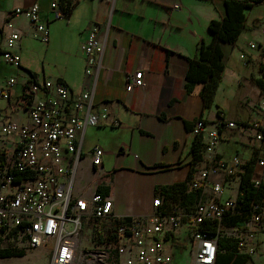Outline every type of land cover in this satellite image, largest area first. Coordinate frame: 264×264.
<instances>
[{"label": "crops", "instance_id": "0c3cea01", "mask_svg": "<svg viewBox=\"0 0 264 264\" xmlns=\"http://www.w3.org/2000/svg\"><path fill=\"white\" fill-rule=\"evenodd\" d=\"M35 1L40 3L49 28L48 43L36 36L27 18L11 14ZM54 1L62 6L61 0H0V44L11 33L22 35L14 48L21 57L20 67L6 64L0 52L1 81L18 79L11 102L0 99V113L7 111L19 123L28 122L26 109L13 106L21 101L25 82L34 75L42 83H67L74 96L94 88V109L104 105L110 116L86 129L83 158L73 183L76 197L90 199L103 186L113 197L118 215L151 214L159 187L188 184L189 177L207 165L206 161L192 163L197 134L188 125L194 129L198 119H205L215 127L219 112L237 124L221 129L223 139L217 147L221 158L228 160L238 154L246 163L254 155L264 156L257 152L259 145L254 141L256 126L264 132V96L255 83L260 77L253 62L257 53L248 47L263 40L264 1L259 4L262 10L257 5L248 13V28L238 42L224 44V75L208 106L201 95L203 86L198 83L189 91L186 75L189 59L198 54L199 45L212 41L209 24L214 18H223L224 0H78L64 19L56 18L51 6ZM94 25L99 27L98 38L104 47L97 76L86 74L87 56L81 50ZM242 53L253 60L248 68L241 62ZM139 71L144 72V87L127 91L129 77ZM79 116L84 117V112ZM96 145L104 149L98 167L93 166L91 154ZM230 195L226 188L222 199ZM195 201L193 197L186 204L193 206ZM182 229L185 232L178 230L166 238L172 264L177 263V257L182 260L187 252L184 249L190 247L188 225ZM191 256L194 261L193 252ZM9 258L0 257V264ZM253 261L263 264L264 257L255 255L248 264Z\"/></svg>", "mask_w": 264, "mask_h": 264}, {"label": "built area", "instance_id": "2783aa9c", "mask_svg": "<svg viewBox=\"0 0 264 264\" xmlns=\"http://www.w3.org/2000/svg\"><path fill=\"white\" fill-rule=\"evenodd\" d=\"M51 6L56 18L67 17L59 1ZM40 8L35 1L31 6L15 8L11 14L27 18L36 36L48 43L50 32ZM98 32L99 27L94 25L81 44L87 56L86 74L96 76L104 53ZM261 35V42L248 45L257 53V59L253 61L242 53L241 62L248 68L253 61L264 81V27ZM21 38L19 32H14L0 44L6 64L21 66L20 54L14 51ZM17 83L16 77L6 82L0 79V99L11 102ZM144 84V72H136L129 77L127 91ZM70 88L63 81L42 83L31 79L25 82L21 101L13 106L26 109L28 122L21 124L7 111L0 113V234L23 242L27 249H49V264H172L173 256L165 241L185 225L190 230L194 264H218V254L224 251H220L223 236L234 240L239 254L264 257V239L259 236L264 234V156L257 160L252 177L263 196L245 210L238 204L245 162L238 154L226 160L217 152L223 139L221 129L235 128L236 122L223 112H219L215 127L205 119L195 122L193 130L203 143L201 161L207 165L190 179L187 193L198 195L193 206H188L185 199H167L158 193L151 214L118 215L110 195L96 191L87 199L73 193L86 129L107 120L110 111L104 105L94 109V88L76 96ZM261 104L264 109V100ZM80 111L84 117L79 116ZM254 141L264 154V132L259 126L255 127ZM103 151L101 146H94L93 166L102 165ZM226 188L231 195L222 199ZM208 195L219 200L209 199ZM243 214L248 217L246 229L226 224L227 219ZM205 220L216 221L218 232L203 231ZM84 222L93 226L92 239L83 236Z\"/></svg>", "mask_w": 264, "mask_h": 264}, {"label": "trees", "instance_id": "16d2710c", "mask_svg": "<svg viewBox=\"0 0 264 264\" xmlns=\"http://www.w3.org/2000/svg\"><path fill=\"white\" fill-rule=\"evenodd\" d=\"M264 0H224L226 6V13L223 18H214L210 21L209 31L212 35L210 43L200 44L198 47V54L189 59V68L187 76L188 90L191 91L196 84L203 86L201 91L202 98L206 106L210 105L215 97L216 91L221 84L222 76L225 71V52L224 44L231 43L235 45L242 32L248 28V13ZM63 9L67 16L70 15L72 9L75 7L73 0H61ZM35 78V75L33 77ZM255 83L261 89L264 96V81L263 79H255ZM188 127L193 130L190 125ZM202 137L196 135L192 146V163L195 165L201 161V150L203 147ZM259 149L257 150V152ZM259 159L258 154L249 159L244 167L245 171L242 173V182L240 186V193L238 196V204L245 210L250 208L252 202L261 200L263 194L259 189L255 188L252 182L253 172L255 171L256 162ZM191 177H189L188 184ZM186 183H179L170 186H161L157 189V194L165 196L170 199H185V203L197 198L196 193H187ZM98 191L107 195V189L103 186L98 187ZM156 194V195H157ZM185 195V196H184ZM187 201V202H186ZM248 217L246 214L236 215L226 220L228 226H238L246 229ZM218 223L212 220H205L201 229L206 232L215 234L218 232ZM186 246V245H185ZM186 248V247H185ZM220 251L218 254V264H248L251 257L237 252V247L233 239L227 236L221 237ZM26 254L22 249L0 247V257L24 256Z\"/></svg>", "mask_w": 264, "mask_h": 264}, {"label": "rangeland", "instance_id": "374dc122", "mask_svg": "<svg viewBox=\"0 0 264 264\" xmlns=\"http://www.w3.org/2000/svg\"><path fill=\"white\" fill-rule=\"evenodd\" d=\"M257 9L262 10V6L259 5ZM84 183V182H83ZM93 226L87 224L84 222V230H83V236L86 239H92V232ZM181 233L185 232L183 229L180 230ZM262 237L264 239V234H262ZM0 244L3 247L7 248H15V249H22L23 251L26 252V255L24 256H14L9 259H5L1 264H43L45 263L46 260L50 258L52 260V254L49 249H44V248H35V249H27L26 246L24 245L23 242H19L17 239H14L10 236H3L0 234ZM167 244V240L165 241ZM187 249V252L185 253V256L182 260H180L178 257L176 258V264H194V261L192 260L191 253V245ZM26 249V250H25ZM49 260V263H50ZM252 264H256L254 261Z\"/></svg>", "mask_w": 264, "mask_h": 264}]
</instances>
